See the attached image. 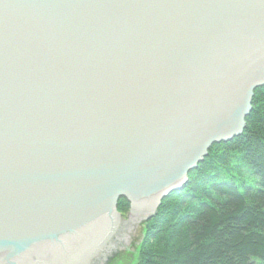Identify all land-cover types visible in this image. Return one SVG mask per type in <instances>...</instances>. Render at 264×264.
<instances>
[{
  "label": "water",
  "instance_id": "1",
  "mask_svg": "<svg viewBox=\"0 0 264 264\" xmlns=\"http://www.w3.org/2000/svg\"><path fill=\"white\" fill-rule=\"evenodd\" d=\"M261 86L264 0H0V264H104Z\"/></svg>",
  "mask_w": 264,
  "mask_h": 264
},
{
  "label": "trees",
  "instance_id": "2",
  "mask_svg": "<svg viewBox=\"0 0 264 264\" xmlns=\"http://www.w3.org/2000/svg\"><path fill=\"white\" fill-rule=\"evenodd\" d=\"M148 224L139 264H264V86L242 134L214 143Z\"/></svg>",
  "mask_w": 264,
  "mask_h": 264
},
{
  "label": "rangeland",
  "instance_id": "3",
  "mask_svg": "<svg viewBox=\"0 0 264 264\" xmlns=\"http://www.w3.org/2000/svg\"><path fill=\"white\" fill-rule=\"evenodd\" d=\"M159 207L156 213L151 218L145 217L138 222L131 237L104 264H139L140 263L142 258L143 241L145 240L147 230H149L148 222L158 213ZM119 211L121 217H131L130 208L126 210L119 209Z\"/></svg>",
  "mask_w": 264,
  "mask_h": 264
}]
</instances>
